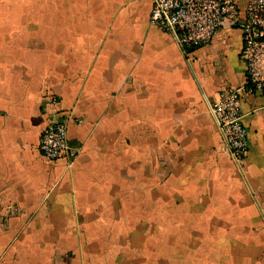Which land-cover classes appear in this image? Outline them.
<instances>
[{"label":"crops","instance_id":"1","mask_svg":"<svg viewBox=\"0 0 264 264\" xmlns=\"http://www.w3.org/2000/svg\"><path fill=\"white\" fill-rule=\"evenodd\" d=\"M151 2L0 0V264H264V91L243 86L241 30L184 53ZM222 87L240 89L241 163L208 105ZM54 115L70 163L40 149Z\"/></svg>","mask_w":264,"mask_h":264},{"label":"built area","instance_id":"2","mask_svg":"<svg viewBox=\"0 0 264 264\" xmlns=\"http://www.w3.org/2000/svg\"><path fill=\"white\" fill-rule=\"evenodd\" d=\"M149 21L170 33L184 53L209 42L224 21L236 25L246 69L243 86L264 91V0H248L244 9L236 0H152ZM208 105L230 154L241 163L248 151V133L240 89L222 87ZM39 146L45 156L67 163L79 151L68 139L67 118L55 115L42 127Z\"/></svg>","mask_w":264,"mask_h":264},{"label":"rangeland","instance_id":"3","mask_svg":"<svg viewBox=\"0 0 264 264\" xmlns=\"http://www.w3.org/2000/svg\"><path fill=\"white\" fill-rule=\"evenodd\" d=\"M8 6L11 8V4H9ZM8 6H7V7H8Z\"/></svg>","mask_w":264,"mask_h":264}]
</instances>
